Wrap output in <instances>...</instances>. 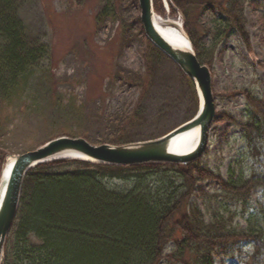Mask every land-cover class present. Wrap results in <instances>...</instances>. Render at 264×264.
I'll return each mask as SVG.
<instances>
[{
  "label": "trees",
  "instance_id": "1",
  "mask_svg": "<svg viewBox=\"0 0 264 264\" xmlns=\"http://www.w3.org/2000/svg\"><path fill=\"white\" fill-rule=\"evenodd\" d=\"M25 1L31 0H0V174L5 157L16 150L7 144L14 135L20 136L21 145L33 143L25 149L59 136L89 141L79 123L86 113L67 103L63 110L57 108L61 99L53 96L55 84L41 67L48 46L19 16ZM248 1L167 0L170 10L181 15L196 58L210 70L218 44L230 34L248 44L243 13ZM152 3L154 12L162 13L161 0ZM253 5L264 27V0ZM99 6L95 19H116L110 0H100ZM201 10L209 12L205 19ZM135 20L143 34L138 15ZM145 41L144 72L132 77L137 86H149L168 60ZM179 74L196 113L193 81ZM232 94L235 91L228 92ZM241 94L247 107L244 121L238 123L244 148L226 176L198 160L113 165L54 159L29 169L1 264H214L217 251L240 242L251 248L246 264H264V202L252 199L255 190L264 191V97L244 87ZM142 116V99L129 112L107 116L108 132L94 144L143 141H129L118 133ZM40 134L44 136L37 137ZM242 155L252 159L251 166H241ZM206 181L215 188L204 189Z\"/></svg>",
  "mask_w": 264,
  "mask_h": 264
},
{
  "label": "rangeland",
  "instance_id": "2",
  "mask_svg": "<svg viewBox=\"0 0 264 264\" xmlns=\"http://www.w3.org/2000/svg\"><path fill=\"white\" fill-rule=\"evenodd\" d=\"M254 1L258 0H249L243 10L248 44L236 33L230 34L218 44L211 68L217 118L208 131L207 147L197 160L222 176L227 175L233 158L240 156L244 148L238 126L247 110L242 87L264 97V27L258 21ZM166 3L167 0H161L162 13L154 12L155 15L165 19L162 26L177 28L179 23L186 35L180 13L172 12ZM99 5L100 0H31L21 4L19 16L27 30L48 46V57L41 67L46 71L45 77L55 84L53 96L61 99L57 108L63 110L67 103L86 113L81 115L79 123L87 129L91 143L108 132L107 116L133 110L139 99L143 106L141 121L117 131L126 140L159 137L192 118L195 111L188 86L171 60L164 63L161 74L154 76L149 86H137L133 82L135 72H144L143 54L147 48L146 38L139 33L135 20L139 15L137 0H110L116 17L113 20L94 18ZM201 11L205 19L209 12ZM229 91L235 94L228 95ZM221 94L226 95L224 99ZM21 116L20 120L24 117ZM19 139L20 136L14 135L7 141L16 150L5 160L37 148L25 149L33 143L29 140L21 145ZM251 162L250 157L241 156L243 168L247 164L251 166ZM254 167L258 170L257 164ZM202 187L211 190L215 183L206 181ZM252 199L263 203L264 191L255 190ZM237 221L243 223L241 217ZM250 253L249 245L240 242L217 251L214 264H246Z\"/></svg>",
  "mask_w": 264,
  "mask_h": 264
},
{
  "label": "water",
  "instance_id": "3",
  "mask_svg": "<svg viewBox=\"0 0 264 264\" xmlns=\"http://www.w3.org/2000/svg\"><path fill=\"white\" fill-rule=\"evenodd\" d=\"M139 20L143 33L149 42L168 57L181 72L194 81L199 98V109L194 117L168 133L150 140L127 144H92L83 137L59 136L34 150L14 155L13 163L2 184L0 196V263L5 239L16 217L22 181L29 169L49 160L67 158L81 159L93 163L132 165L142 163L192 162L201 157L208 142V131L217 118L215 98L212 92V78L209 68L201 64L191 46L188 51L169 44L155 29L152 0H137ZM198 127L199 138L188 154L175 153L170 149L171 139L186 130Z\"/></svg>",
  "mask_w": 264,
  "mask_h": 264
},
{
  "label": "bare ground",
  "instance_id": "4",
  "mask_svg": "<svg viewBox=\"0 0 264 264\" xmlns=\"http://www.w3.org/2000/svg\"><path fill=\"white\" fill-rule=\"evenodd\" d=\"M165 21L161 16L154 15L152 18L153 25L157 32L173 47L188 51L190 43L188 37L181 31L179 23L177 28L170 26H162V22ZM179 28V29H178ZM181 28V29H180ZM199 138L198 127L191 128L182 133L175 135L170 142V149L175 153L188 154L196 146ZM14 157L8 156L4 162L2 168V184L5 182L6 175L8 174L10 167L13 163ZM2 184L0 185V193L2 190ZM1 196V194H0Z\"/></svg>",
  "mask_w": 264,
  "mask_h": 264
}]
</instances>
